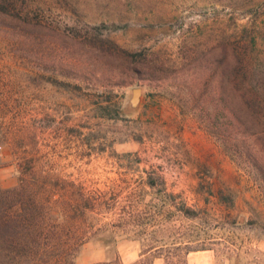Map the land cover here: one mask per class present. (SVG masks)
<instances>
[{
	"label": "rangeland",
	"instance_id": "1",
	"mask_svg": "<svg viewBox=\"0 0 264 264\" xmlns=\"http://www.w3.org/2000/svg\"><path fill=\"white\" fill-rule=\"evenodd\" d=\"M8 4L21 19L0 21L1 185L15 187L19 166L33 159L91 196L108 192L117 208L99 218L117 225L121 208L141 199L142 177L155 172L179 195L177 204L199 213L189 219L168 206L157 214L167 222L157 245L168 255L190 242L189 264H264V182L207 131L198 115L205 97L195 100L223 44H249L251 66L264 74V0ZM91 41L105 42L113 54L101 55ZM123 52L128 61L144 57L139 70L151 59L163 70L149 79L132 71ZM137 87L143 100L132 111ZM113 230L122 260L133 264L147 242L133 240L132 227ZM106 253L89 242L77 263L103 261Z\"/></svg>",
	"mask_w": 264,
	"mask_h": 264
},
{
	"label": "trees",
	"instance_id": "2",
	"mask_svg": "<svg viewBox=\"0 0 264 264\" xmlns=\"http://www.w3.org/2000/svg\"><path fill=\"white\" fill-rule=\"evenodd\" d=\"M14 5L0 0V21L21 19V12L11 8ZM90 45L101 55L113 54L103 41H91ZM249 52L247 43L233 48L223 44L220 58L205 72V90L195 100L205 97L198 115L207 131L234 161L244 163L264 182V74L252 68ZM123 53L132 71L141 72L144 57L132 55L133 60L128 61L129 54ZM162 70L151 59L142 72L153 79ZM23 165L19 166L15 187L4 188L0 183V264H78L82 248L93 241L103 244L106 259L89 264H125L117 250L120 236L113 230L116 227H132L131 238L147 242L133 264H155L156 259L164 264H189L188 256L193 251L190 242L183 248L175 246L174 250L181 251L175 256L168 255L162 244L157 245L165 239H159L156 233L165 229L167 222L158 221L156 216L168 206L189 219H197L199 213L183 202L177 204L179 195L168 192L159 174L146 172L139 183L141 199L123 206L115 225L99 218L117 208L115 199L109 204L108 192L97 191L91 196L83 187L41 170L33 159ZM148 196H152L150 201L144 199ZM141 205L143 210L139 209Z\"/></svg>",
	"mask_w": 264,
	"mask_h": 264
},
{
	"label": "water",
	"instance_id": "3",
	"mask_svg": "<svg viewBox=\"0 0 264 264\" xmlns=\"http://www.w3.org/2000/svg\"><path fill=\"white\" fill-rule=\"evenodd\" d=\"M143 100V89L141 87H137L132 89L131 97L128 101L129 109L135 111L139 109Z\"/></svg>",
	"mask_w": 264,
	"mask_h": 264
}]
</instances>
